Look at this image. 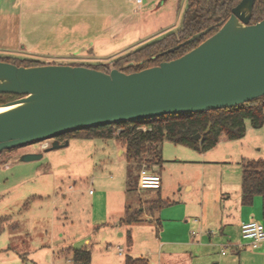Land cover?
Here are the masks:
<instances>
[{
	"label": "rangeland",
	"instance_id": "1",
	"mask_svg": "<svg viewBox=\"0 0 264 264\" xmlns=\"http://www.w3.org/2000/svg\"><path fill=\"white\" fill-rule=\"evenodd\" d=\"M187 4L188 0H117L116 4L102 0L87 8L83 26H68L67 40L59 41L60 37H51L48 26H39L37 37L24 42L26 52L21 55L112 65L114 57L180 27ZM68 139V144L53 149L43 148V140L0 152V264H74L71 254L61 252L67 246L88 247L91 264H126V254L145 256L150 264H264L263 247L237 249L225 245L227 240L201 245L200 233L192 235L197 251L187 244L166 242L174 236L170 229L174 226L199 229V222L192 219H202L201 206L207 210L203 241L220 234L214 221L226 202L221 190L230 187L234 192L231 185L240 182L243 157H264V124L254 127L246 120L243 137L219 141L214 149L220 153L218 160L210 155L195 160L190 154L200 156L201 151L164 139L160 194L171 203L161 210H144L141 220L119 228L116 222L125 215L126 204L147 208L159 195L157 189L138 186L140 168H149L150 153L127 159L115 138ZM224 148L231 151L230 157L225 158ZM29 151L42 156L23 160ZM233 235L245 240L241 233Z\"/></svg>",
	"mask_w": 264,
	"mask_h": 264
},
{
	"label": "water",
	"instance_id": "2",
	"mask_svg": "<svg viewBox=\"0 0 264 264\" xmlns=\"http://www.w3.org/2000/svg\"><path fill=\"white\" fill-rule=\"evenodd\" d=\"M255 0H240L220 28L184 54L140 70L84 64L18 65L0 59V152L90 126L164 114L231 107L264 94V17L250 22ZM212 26L171 46L173 51ZM132 63V62H130ZM200 137V133L195 135ZM41 152H25L23 160Z\"/></svg>",
	"mask_w": 264,
	"mask_h": 264
},
{
	"label": "trees",
	"instance_id": "3",
	"mask_svg": "<svg viewBox=\"0 0 264 264\" xmlns=\"http://www.w3.org/2000/svg\"><path fill=\"white\" fill-rule=\"evenodd\" d=\"M240 0H188L185 14L180 27L169 31L158 38L131 49L124 54L114 57L112 65L108 61L95 63L78 62L101 70H110L117 67L127 72L140 70L152 66L163 60L178 57L197 46L206 37L220 28L219 22L226 20ZM264 17V0H255L252 8L251 22H256ZM212 26L205 34L186 43L173 51H166L171 46L190 37L192 34ZM0 59L14 62L18 65H37L49 63L36 57L19 54L0 55ZM55 62V61H51ZM132 62V63H130ZM18 94L0 92V104L17 97ZM246 120L254 127L264 124V94L238 105L216 108L198 112L177 114H164L155 117L133 121H122L90 126L87 128L69 131L57 136L60 140L70 137H102L115 138L124 146L127 159L146 157L149 168L153 165L162 166L165 161L162 156V142L170 139L175 143L183 144L199 151H206L214 147L222 133L228 139L241 138L246 133ZM146 128H143V126ZM200 133V137L195 135ZM241 201L251 204L255 195L262 196V210L264 216V157L252 159L243 157L241 173ZM147 208L132 209L127 205L125 215L120 218V223L131 225L142 219L143 211L161 210L171 203L169 198H163L160 193ZM128 241L131 242L132 234L129 227L126 231ZM65 253H70L74 264H91L92 254L88 247H69ZM126 264H150L147 257H134L126 254Z\"/></svg>",
	"mask_w": 264,
	"mask_h": 264
},
{
	"label": "crops",
	"instance_id": "4",
	"mask_svg": "<svg viewBox=\"0 0 264 264\" xmlns=\"http://www.w3.org/2000/svg\"><path fill=\"white\" fill-rule=\"evenodd\" d=\"M100 1L102 0H0V52L3 54L19 55L26 52V46L24 45V42L27 40H34L39 32V26L43 25L48 26L49 31L52 32L50 33L51 37H60L57 39L59 41L67 40L69 38L67 37L68 26H83L85 24L87 8H92L93 5H96V3ZM113 2L116 4L117 0H113ZM69 16L76 18V21L72 20L71 22V20L68 18ZM64 26L67 28L65 31L66 33H64L63 30L65 29ZM114 35H116V32ZM225 139L228 138L225 133H222L220 135L219 141ZM218 143L206 151H201L202 154L200 156H197V154H190V156L195 158V160H205L210 155L212 160H218L217 158L220 153L215 152L214 150L218 148ZM122 148L119 151L124 153L125 148L123 145ZM222 153L225 158L231 156V151L227 148H224ZM162 166L157 164V167L155 168L160 173L162 178L161 187L157 189L159 193H161V189L164 185V180L160 172ZM234 185H231L233 186L232 188H234V192H232L230 187L221 190V195L226 199V202L221 214L217 217L216 221H214L215 230H217L218 226L220 228V234L214 233V240L210 239L208 242L203 241L205 236L204 233L206 232L204 220L207 216V210L205 207L201 206L200 215L203 220L200 217H195L199 220H195V218L192 219L194 222H199V229L196 231L194 228H191L192 225H187L183 228H179L178 226L173 227V225H170L173 227L170 229H172V234L174 236L167 238L166 242L168 241L169 243L175 244H187L195 247L197 251L199 246L193 242L192 237L195 236V234H201L200 238L198 239V243L201 245L206 244L210 246L214 243L224 244L226 240L227 241L225 245L234 244L237 249H243L246 245H250L249 239L245 238V240L242 241L241 239L235 238L233 234H235V232L240 234L241 223L251 218L258 219L264 224L262 196L257 194L254 196L253 202L251 204H243L241 201V179L240 182L238 180ZM192 187L193 184L189 183L188 188L191 189ZM121 217L122 216H120L116 222L118 224L117 228H119L120 225H124L120 223ZM185 220L187 221L188 219ZM158 226H162L160 219L158 220ZM128 228L129 227H127L126 230ZM120 234H123V232H120ZM88 241L89 239L86 238L85 242ZM69 247L76 246H67L62 249L61 252H65V250ZM258 247L264 248V242H262ZM121 251L122 250L120 249V252ZM218 262L220 263V261Z\"/></svg>",
	"mask_w": 264,
	"mask_h": 264
},
{
	"label": "built area",
	"instance_id": "5",
	"mask_svg": "<svg viewBox=\"0 0 264 264\" xmlns=\"http://www.w3.org/2000/svg\"><path fill=\"white\" fill-rule=\"evenodd\" d=\"M140 2L141 0H137ZM143 128H146L144 126ZM50 144L49 140H44L42 147H46ZM157 166H153V169L143 166L140 168L138 177V186L140 188H153L159 189L162 184V178L160 173L155 169ZM91 191V190H90ZM195 220H199L195 218ZM240 232L243 238L250 240L252 247H258L264 242V224L255 218L243 221L240 225Z\"/></svg>",
	"mask_w": 264,
	"mask_h": 264
},
{
	"label": "flooded vegetation",
	"instance_id": "6",
	"mask_svg": "<svg viewBox=\"0 0 264 264\" xmlns=\"http://www.w3.org/2000/svg\"><path fill=\"white\" fill-rule=\"evenodd\" d=\"M251 19H252V13H251L250 22H251ZM59 140H60V139H59ZM60 141H64V140H60ZM51 142H52V141H51ZM51 142H50V144H51ZM50 144H49V145H50ZM49 145H48V146H49Z\"/></svg>",
	"mask_w": 264,
	"mask_h": 264
},
{
	"label": "bare ground",
	"instance_id": "7",
	"mask_svg": "<svg viewBox=\"0 0 264 264\" xmlns=\"http://www.w3.org/2000/svg\"><path fill=\"white\" fill-rule=\"evenodd\" d=\"M5 108H7V107H0V110H3V109H5Z\"/></svg>",
	"mask_w": 264,
	"mask_h": 264
}]
</instances>
